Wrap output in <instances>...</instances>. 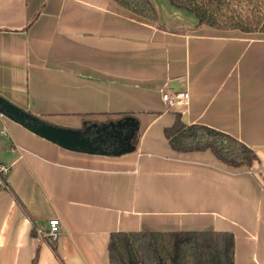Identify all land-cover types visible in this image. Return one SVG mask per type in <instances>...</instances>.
Here are the masks:
<instances>
[{"label": "crops", "instance_id": "obj_1", "mask_svg": "<svg viewBox=\"0 0 264 264\" xmlns=\"http://www.w3.org/2000/svg\"><path fill=\"white\" fill-rule=\"evenodd\" d=\"M151 2L157 21L115 0H0L2 97L64 127L139 121L134 151L90 154L0 113V161L11 165L0 264L36 254L37 264H110V235L121 230L230 231L235 264H264V32L198 26L193 12ZM177 112L257 159L231 167L211 150H174L164 130Z\"/></svg>", "mask_w": 264, "mask_h": 264}, {"label": "trees", "instance_id": "obj_2", "mask_svg": "<svg viewBox=\"0 0 264 264\" xmlns=\"http://www.w3.org/2000/svg\"><path fill=\"white\" fill-rule=\"evenodd\" d=\"M128 11L152 20L158 13L151 0H115ZM193 12L198 26L264 32V0H169ZM165 135L178 152L211 150L231 167H249L257 159L253 148L225 131L187 124L177 112ZM56 252V242L51 243ZM38 255L32 264H37ZM110 264H235V236L217 230L113 231Z\"/></svg>", "mask_w": 264, "mask_h": 264}, {"label": "water", "instance_id": "obj_3", "mask_svg": "<svg viewBox=\"0 0 264 264\" xmlns=\"http://www.w3.org/2000/svg\"><path fill=\"white\" fill-rule=\"evenodd\" d=\"M0 113L22 124L35 134L50 140L59 146L90 154L111 152L121 155L136 149L134 137L139 130V121L128 115L116 121L94 122L82 128H70L50 123L11 103L0 95ZM114 139L112 151L103 147L106 139Z\"/></svg>", "mask_w": 264, "mask_h": 264}, {"label": "built area", "instance_id": "obj_4", "mask_svg": "<svg viewBox=\"0 0 264 264\" xmlns=\"http://www.w3.org/2000/svg\"><path fill=\"white\" fill-rule=\"evenodd\" d=\"M185 97L189 96L188 92L184 93ZM163 99L168 101L171 105H175L177 102L175 99L171 98L168 93L163 94ZM3 134H6V128H3L1 131ZM11 170V165L0 161V188L8 187V175ZM60 232V220L54 218L50 222V228L47 232V236L53 240H56Z\"/></svg>", "mask_w": 264, "mask_h": 264}, {"label": "flooded vegetation", "instance_id": "obj_5", "mask_svg": "<svg viewBox=\"0 0 264 264\" xmlns=\"http://www.w3.org/2000/svg\"><path fill=\"white\" fill-rule=\"evenodd\" d=\"M114 139L111 138V137H108L106 139V142H105V145H104V149L107 150V151H112V148L114 147L115 143L113 142Z\"/></svg>", "mask_w": 264, "mask_h": 264}]
</instances>
